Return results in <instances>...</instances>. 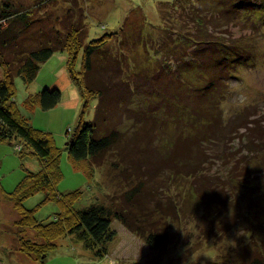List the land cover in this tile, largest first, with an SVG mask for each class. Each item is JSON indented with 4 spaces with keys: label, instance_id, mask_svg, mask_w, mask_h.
<instances>
[{
    "label": "rangeland",
    "instance_id": "1",
    "mask_svg": "<svg viewBox=\"0 0 264 264\" xmlns=\"http://www.w3.org/2000/svg\"><path fill=\"white\" fill-rule=\"evenodd\" d=\"M245 1L246 7L229 16V0H222L223 5L215 0H0V12L8 5L9 12H27L31 22L10 24L9 34L17 38L4 51L14 65L48 39L56 43L57 36H65L80 18L77 3L84 12L87 42L115 34L94 55V65L103 63L110 50L128 68L124 72L120 67L114 76L120 86L128 77L150 95L146 104L136 106L140 115L129 118L124 109L120 129L135 140L130 151L123 145L124 159L114 153L96 166L88 182L72 164L67 143L83 112L86 121L94 120L98 98L84 109L83 90L69 71L67 53L57 50L41 62L30 85L15 78L20 111L32 126L52 133L61 149L64 177L58 190L82 189L75 204L81 209L93 202L112 205L113 198L120 201L142 180L152 190L148 204L161 202L174 211L161 220L167 238L158 248L113 219L116 236L109 243V259L96 261L76 235L67 234L56 240L57 248L43 262L23 248L44 240L36 229L19 225L21 213L9 197L29 172H40L42 161L22 140L0 141V264H248L255 254L264 257V0ZM194 18H202L203 24L198 26ZM182 34L202 42L195 47ZM218 35L230 48L228 64L217 61L218 48L206 41ZM233 45L244 49V58L238 59ZM80 67L81 59L76 70ZM136 68L141 69L138 74L132 71ZM210 80L216 81L212 88L207 87ZM63 86L73 102L49 110L25 104L29 95ZM44 199L45 193H38L24 206L37 207L36 217L47 222L59 206L42 203Z\"/></svg>",
    "mask_w": 264,
    "mask_h": 264
},
{
    "label": "trees",
    "instance_id": "2",
    "mask_svg": "<svg viewBox=\"0 0 264 264\" xmlns=\"http://www.w3.org/2000/svg\"><path fill=\"white\" fill-rule=\"evenodd\" d=\"M198 1L205 2L206 0ZM215 1L221 4L222 0ZM7 6L5 5L7 9L4 7V10L0 12V141L22 140L33 148L34 153L42 161L40 172H29L25 179L19 183L14 194H9L19 213H21L19 225L36 229L44 240L40 244L24 243L23 248L28 250V253L34 252L44 262L48 253L57 248L56 240L59 237L73 234L84 243L87 249L93 252L96 260L103 261V259L108 258L109 243L116 236V232L111 227L113 219H118L130 231L144 238L151 248L160 247L167 238V235L161 232L160 223L164 219L165 213L170 215L172 209L167 210L161 202H156L153 205L148 204L147 198L152 199V190L146 185V181L141 180L140 183L134 184L131 189L123 194L124 197L120 201L113 198L112 205L93 202L85 208H75L76 202L82 199V189L67 193L58 190V185L64 177L61 167V149L56 145L52 133L44 132L30 124L28 118L20 111L15 98V78L20 77L26 85H30L38 76L41 62L48 60L57 50H63L67 53L69 71L72 77L79 81L83 90L84 109L88 108L92 98H98L94 120L86 121L83 112V116L69 136L67 143L72 164L75 168L82 170L90 182L95 175L96 166L101 165L104 160L107 161L112 156L115 157L114 153L124 159L125 154L122 155L121 152H125L126 146L128 147L127 152L130 151L132 145L130 141L135 140L126 138L127 132L120 129L121 124H123L121 122L122 117L125 115L124 109L132 115L128 116L129 118H134L136 117L134 116L135 113L140 115L136 106L146 104L148 98V93H142L137 87L138 84L135 85L128 77L121 79L124 85L120 86V83L115 79L118 77V75L116 76L117 70L121 67L124 72H127L128 68H125L110 50L108 57H104L103 63L99 62L97 66L94 65V55L107 47L106 45L113 40L115 34H105L87 42L84 12L79 9L81 7L76 3L78 10H80V18L75 19V24L70 25L69 32L61 38L57 36L56 43H51L52 41L50 42L48 39V43L30 50L26 58L19 60L17 65H14L11 58H6L4 51L17 38L15 34H9L10 24L14 20H19L25 26H29L31 22L27 12L14 11L12 13L8 11ZM246 6L245 0H229V10L226 14L231 16V12H238L239 9ZM194 21L199 25L204 22L202 18H194ZM56 29L58 31L56 33L59 35L61 33L60 27ZM122 36L126 41L125 34ZM182 38L186 41L193 40L195 47L198 46L199 42H202L190 34H182ZM206 41L210 44L215 43L214 45L218 48L217 61L228 64L227 58L230 54L228 43L220 40L219 35L215 40L208 39ZM219 43L220 45H218ZM233 46L235 48L232 47L231 50H234L233 52L237 54L238 59H241L245 53L244 49L236 45ZM79 59H81V67L76 70ZM206 67L211 69L210 66L206 65ZM132 71L138 74L137 71H141V69L136 68ZM214 83L216 84L215 80H210L207 87L212 88ZM116 89L125 91L118 93L119 91L117 92ZM157 92L161 93L158 87ZM62 95V90L58 87L52 90L44 89L34 95H29L25 104L27 107L39 106L44 110H49L60 104ZM136 125L137 123H135ZM133 128L134 126H130L128 129L133 130ZM202 143L203 140L200 141V144ZM194 144L200 153L202 146L198 145L197 140L194 141ZM123 145L126 146L123 147ZM196 153L197 151H194L193 155L197 156ZM41 192L45 193V199L42 203L54 201L59 206V212H56L55 217L47 222L36 217L37 207L29 209L24 206V201L27 198ZM218 195V199L221 202L224 201L223 197ZM210 207H214L216 211V205L210 204ZM172 212L174 213L173 210ZM248 264H264L263 255L255 254Z\"/></svg>",
    "mask_w": 264,
    "mask_h": 264
},
{
    "label": "crops",
    "instance_id": "3",
    "mask_svg": "<svg viewBox=\"0 0 264 264\" xmlns=\"http://www.w3.org/2000/svg\"><path fill=\"white\" fill-rule=\"evenodd\" d=\"M62 89V101L61 102H64V103H66V102H69V103H71V102H73V97H72V94L70 93V89L67 87V86H63V87H61ZM60 102V103H61ZM74 105H77L76 103H73L71 106H74ZM92 257H94V256H92ZM96 261H99V260H96Z\"/></svg>",
    "mask_w": 264,
    "mask_h": 264
}]
</instances>
